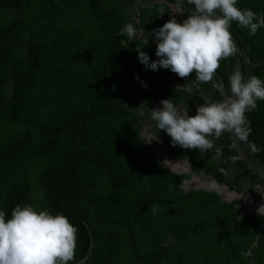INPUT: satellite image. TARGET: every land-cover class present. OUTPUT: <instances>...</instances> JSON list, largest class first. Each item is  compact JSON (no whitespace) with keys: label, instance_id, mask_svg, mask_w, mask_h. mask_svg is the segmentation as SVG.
Masks as SVG:
<instances>
[{"label":"trees","instance_id":"1","mask_svg":"<svg viewBox=\"0 0 264 264\" xmlns=\"http://www.w3.org/2000/svg\"><path fill=\"white\" fill-rule=\"evenodd\" d=\"M134 2L0 0V210L8 218L32 204L66 216L77 229L71 264L88 254L90 232L86 264H264V217L239 220L215 193H185L190 176L165 169L141 136L146 117L132 100L145 95L147 107L158 94L156 73L137 58L142 43L118 35L134 23ZM236 6L264 14V0ZM141 11L148 27L150 10ZM160 20L156 8L151 30ZM229 31L252 63L264 60V28L249 36L232 22ZM254 76L264 79V63ZM257 105L246 137L264 162Z\"/></svg>","mask_w":264,"mask_h":264},{"label":"clouds","instance_id":"2","mask_svg":"<svg viewBox=\"0 0 264 264\" xmlns=\"http://www.w3.org/2000/svg\"><path fill=\"white\" fill-rule=\"evenodd\" d=\"M237 3L238 0H172L167 12L170 19L151 32L157 60L150 61L142 50L148 43V34L137 27L138 23L123 24L118 35L142 42L135 51L145 70L165 69L179 78L193 76L197 82H210L220 62L236 52L229 31L231 23L247 30L249 36L264 28V14L240 9ZM185 15L187 18L182 22L177 21V16ZM142 86L147 87L143 82ZM228 90L226 98L200 104L195 115H189L187 108L177 106L172 99H163L160 107L148 110V119L154 122L157 133L163 131L170 137L172 147L184 150L207 152L225 132H234L245 139L251 131L246 114L257 108L258 101H264V79L257 76L245 79L237 67L228 79ZM156 140L157 135L153 141ZM215 155H221L218 148ZM256 212L264 217V202ZM6 215L0 210V264L74 261L77 229L66 216L53 215L32 204H17L10 217Z\"/></svg>","mask_w":264,"mask_h":264},{"label":"flooded vegetation","instance_id":"3","mask_svg":"<svg viewBox=\"0 0 264 264\" xmlns=\"http://www.w3.org/2000/svg\"><path fill=\"white\" fill-rule=\"evenodd\" d=\"M171 4H172V0H135L134 3L132 4L129 3L128 8L130 10L131 17L134 20V23H138L137 21L140 20L137 27L143 28L144 32L148 34V43L147 45L144 46L142 50L149 55L150 61L158 59V57L155 56L156 45L153 42V38L151 36L152 12L154 9L160 8L161 14L164 13L161 16L160 21L163 20L168 21L170 19V16L167 12L170 11L169 6ZM190 7L191 6H186V9ZM141 9L150 10V12H148V22H149L148 27L142 20ZM185 18H187L186 15L183 17L177 16V21L182 22V20ZM231 35L240 44L237 37L232 33ZM137 42L142 43L139 40H137ZM246 51L248 52V50ZM232 58H235V61L237 63L236 65H232ZM224 61L225 60H222L220 62L219 67L214 73L213 80L210 82H197L194 80L193 76H189L187 78H179L175 73H172L169 70L159 69L155 71L156 76L154 77L155 79L153 80L154 85L157 86L155 91L158 94V95H154L156 97V101L154 102V104L147 105V107H144V101H145L144 99L146 98L145 95H143L141 100L138 98L132 100V104L134 103L139 104L138 106L139 112L141 113L142 116L146 117L144 125L142 126L141 129V136L147 141V144L152 151L151 155H153L155 159H161L162 157L156 156L155 152H153V147L158 148L159 151L163 152L170 159L172 158L175 159L176 161L183 163L189 162L193 170H194L192 164L193 161H197L199 164L204 163L205 164L204 168H199L197 171L196 170L194 171L200 175L205 174L210 178L215 177L219 184L228 186L231 191H235L237 193H242V192L250 193L255 200H258L261 203L264 202V197L261 196L264 195V180L261 179L258 175L252 174L251 171L245 165V163L236 158L237 155L236 152L230 148L231 140L228 132L223 133L219 139L214 140V148L211 149V151L208 150L207 152H203L204 155L194 154L193 155L194 160H193L191 159V155L192 152L196 150H184L181 149L179 146L172 147L170 144V137L168 138L164 136L163 131H159L157 133V129L154 126V122L148 119V115H147L148 110L160 107V101L163 99H172L173 103L176 104L177 106L187 108L189 111V115H195L196 108L200 104L207 102L203 98H201L197 94V92L206 94L209 98H211L214 101H220L224 99V95L222 91L226 95L229 94L228 79L230 77V74H232V72L234 71V69L238 67L243 77H245L246 74L243 60L237 49L236 52L226 60L227 63L226 65H224ZM143 69L145 70L144 66ZM145 71L149 72L151 70H145ZM156 135H157V140L153 141L156 139ZM217 148L221 152V155L219 157L215 155V151H214V149L216 150ZM208 158H209L208 161H210L211 164H209V162L207 161ZM161 163L163 166L162 161ZM241 163H243L244 165H242ZM247 170L249 171L248 174L246 172ZM220 174L224 175L227 179L221 178ZM255 175L257 176V178H254ZM230 180L231 183H228V181ZM239 187L241 188V190L237 191L236 188ZM232 205L238 206L236 210V214L238 210L242 209L241 203H232ZM251 262H253L254 264L253 259H251L250 264Z\"/></svg>","mask_w":264,"mask_h":264},{"label":"water","instance_id":"4","mask_svg":"<svg viewBox=\"0 0 264 264\" xmlns=\"http://www.w3.org/2000/svg\"><path fill=\"white\" fill-rule=\"evenodd\" d=\"M137 22L139 24L140 20H138ZM232 39L245 66V79H248L251 76H254L255 69L257 68V66L263 64L264 60L258 63H252L248 52L238 43V41L234 37H232ZM222 93L224 95V98H226L227 95L223 91ZM197 94L207 102L214 101L204 93L197 92ZM228 133L231 140L230 148L236 152V158L244 162L252 174H256L264 180V162L253 151L248 142V139H240L234 132ZM153 152H155L156 156L162 157L161 161L163 162V167L174 175L190 176V179L183 185V190L185 193H189L190 191H204L208 193H215L220 198L221 202L241 203L242 209L237 211V218L239 220H242L243 218H247L249 216L257 215L256 209L261 203L260 201L255 200L250 193H237L235 191H231L228 186L219 184L215 177L210 178L205 174L200 175L196 173L191 168L189 162L183 163L172 158L170 159L163 152L159 151L158 148L153 147ZM213 184H215V187H212ZM86 226L89 228L87 223ZM90 235L91 246L89 248L88 254L82 260L72 264H86L87 260L92 255L95 243L91 232ZM254 245H257V242ZM248 255H252V252L250 251ZM251 264H253V262H251Z\"/></svg>","mask_w":264,"mask_h":264}]
</instances>
